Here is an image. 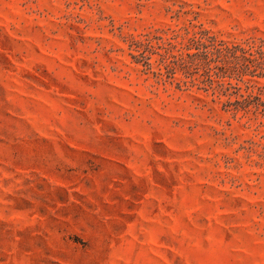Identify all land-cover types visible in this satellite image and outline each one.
Segmentation results:
<instances>
[{
  "label": "rangeland",
  "instance_id": "1",
  "mask_svg": "<svg viewBox=\"0 0 264 264\" xmlns=\"http://www.w3.org/2000/svg\"><path fill=\"white\" fill-rule=\"evenodd\" d=\"M0 264H264V0H0Z\"/></svg>",
  "mask_w": 264,
  "mask_h": 264
},
{
  "label": "trees",
  "instance_id": "2",
  "mask_svg": "<svg viewBox=\"0 0 264 264\" xmlns=\"http://www.w3.org/2000/svg\"><path fill=\"white\" fill-rule=\"evenodd\" d=\"M199 33H201L203 37H200L199 39H196L195 41L199 42L200 47L196 48L197 49L196 52H193L187 55L189 60L183 61L181 63V66L183 69L188 68L189 64L198 65L200 61L207 59V51L205 50L207 45L204 42H202V39L204 38V34H206V32H199ZM210 40H214L213 37H210ZM259 53L262 54L261 52Z\"/></svg>",
  "mask_w": 264,
  "mask_h": 264
}]
</instances>
